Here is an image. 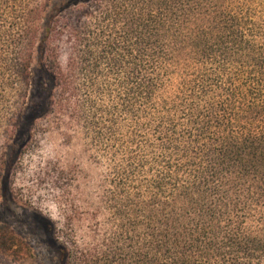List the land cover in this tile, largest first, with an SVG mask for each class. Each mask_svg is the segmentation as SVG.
Masks as SVG:
<instances>
[{
    "label": "trees",
    "instance_id": "obj_1",
    "mask_svg": "<svg viewBox=\"0 0 264 264\" xmlns=\"http://www.w3.org/2000/svg\"><path fill=\"white\" fill-rule=\"evenodd\" d=\"M43 121L104 169L62 264H264V0H0V139Z\"/></svg>",
    "mask_w": 264,
    "mask_h": 264
},
{
    "label": "rangeland",
    "instance_id": "obj_2",
    "mask_svg": "<svg viewBox=\"0 0 264 264\" xmlns=\"http://www.w3.org/2000/svg\"><path fill=\"white\" fill-rule=\"evenodd\" d=\"M34 73L36 80V67ZM31 101L29 96L19 135L27 133ZM32 135L16 140L17 133L9 143L0 139V223L8 224L26 244L22 250L15 247L18 257L0 252V264H62L60 246L79 250L92 241L104 169L92 162L79 140L66 142L63 131L48 127L45 121ZM14 149H19V158L11 167L5 190V163ZM106 217L103 211L100 223Z\"/></svg>",
    "mask_w": 264,
    "mask_h": 264
}]
</instances>
